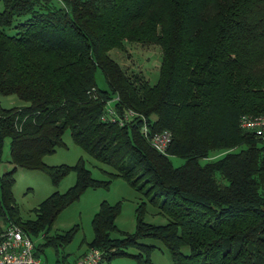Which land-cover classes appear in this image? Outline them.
I'll use <instances>...</instances> for the list:
<instances>
[{"label":"trees","instance_id":"1","mask_svg":"<svg viewBox=\"0 0 264 264\" xmlns=\"http://www.w3.org/2000/svg\"><path fill=\"white\" fill-rule=\"evenodd\" d=\"M2 3L0 94L27 103L0 105V160L8 136L14 164L0 174V228L15 223L31 237L42 232L35 254L45 245L58 253L78 228L50 233L58 213L83 190L121 176L169 219L146 221L143 200L135 228L121 230L115 223L120 201L101 200L87 247L101 249L103 258L132 255L137 264H155L154 245L140 241L152 236L167 246L174 264H264V140L238 122L241 113L264 114V0ZM128 42L160 47L156 81L112 56ZM109 99L120 113L138 114L124 124L102 120ZM140 114L151 130L170 129L166 153L150 145ZM66 129L114 168L108 178L94 177L82 157L74 164L43 161L65 144ZM173 154L184 161L174 165ZM16 165L43 170L54 183L72 169L76 177L65 191L41 200L34 217L22 219L11 192ZM113 230L120 235L111 236ZM132 245L137 252L128 251Z\"/></svg>","mask_w":264,"mask_h":264},{"label":"rangeland","instance_id":"2","mask_svg":"<svg viewBox=\"0 0 264 264\" xmlns=\"http://www.w3.org/2000/svg\"><path fill=\"white\" fill-rule=\"evenodd\" d=\"M3 7L0 0V9ZM11 32L12 28L9 29ZM116 58L128 71H140L150 82L156 81L158 77V68L161 61V49L158 45L142 44L139 42H128L125 50L111 51ZM96 79L99 86H105L103 74L100 69L96 71ZM27 102L19 98L16 94H0V105L2 107L21 106ZM65 144L58 146L55 151L45 154L43 161L47 164L68 163L74 164L79 157L84 159L85 165L91 170L94 177L108 178V171L114 170L110 165L99 161L93 155L84 150L80 145L75 143L71 137L69 129L63 134ZM0 160V174L9 170L14 164L9 160V137L3 139ZM217 156V155H214ZM213 156V157H214ZM174 165H179L184 158L179 155H170ZM208 158H203L202 161ZM14 181L11 186L14 203L18 210V215L22 219L35 216L34 208L38 206L41 200L46 196L58 190L65 191L75 181L76 173L74 169L69 170L60 180L54 183L49 174L38 168H28L16 165L13 172ZM101 200L109 202L120 201V211L115 218L117 227L121 230L132 231L135 228L136 215L135 208L140 201H145L144 219L148 222L159 224L165 223L169 217L158 211V207L150 202L148 195L134 188L127 180L121 176L111 177L108 186L89 187L79 195V197L64 207L56 216L50 229L62 231L78 224L72 239L60 247L58 253L52 245H45L39 251V256L45 264H62L63 257L65 261L73 260L81 252L87 250V241L93 236L91 218L97 210ZM111 236H119L117 230L110 232ZM37 243L43 241V233L32 237ZM142 242L153 244L150 251V258L155 264H174L172 255L159 238L145 236L141 238ZM86 248V249H85ZM90 248V247H89ZM128 251L137 252L138 248L134 245L129 246ZM188 247L183 246L182 250L187 251ZM58 254V255H57ZM59 258V259H58ZM98 264H137L132 255H115L110 260L102 258Z\"/></svg>","mask_w":264,"mask_h":264},{"label":"built area","instance_id":"3","mask_svg":"<svg viewBox=\"0 0 264 264\" xmlns=\"http://www.w3.org/2000/svg\"><path fill=\"white\" fill-rule=\"evenodd\" d=\"M112 100L105 102L104 111L101 113L102 120L117 121L124 124L133 115L138 114L135 110L127 108L121 113L112 105ZM143 119L141 130L150 145L156 150L166 153L172 140L170 129L151 130L145 116L140 114ZM242 128L254 131L264 140V114L241 113L238 119ZM35 244L31 235L26 233L15 223H9L0 228V264H45L42 258L35 254ZM103 258V252L97 247H88L87 250L67 261L66 264H98Z\"/></svg>","mask_w":264,"mask_h":264},{"label":"crops","instance_id":"4","mask_svg":"<svg viewBox=\"0 0 264 264\" xmlns=\"http://www.w3.org/2000/svg\"><path fill=\"white\" fill-rule=\"evenodd\" d=\"M36 242V241H35ZM37 243V242H36ZM86 249V248H85ZM82 254V252L80 253V254H78L77 256H75V257H78L79 255H81ZM68 260H66L65 261V263L67 262Z\"/></svg>","mask_w":264,"mask_h":264}]
</instances>
